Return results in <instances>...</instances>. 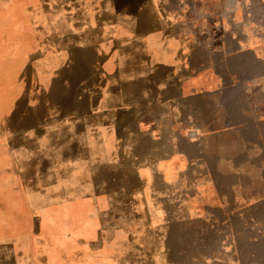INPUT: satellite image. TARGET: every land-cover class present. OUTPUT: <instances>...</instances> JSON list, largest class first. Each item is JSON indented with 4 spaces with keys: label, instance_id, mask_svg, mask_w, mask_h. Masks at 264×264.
<instances>
[{
    "label": "crops",
    "instance_id": "1",
    "mask_svg": "<svg viewBox=\"0 0 264 264\" xmlns=\"http://www.w3.org/2000/svg\"><path fill=\"white\" fill-rule=\"evenodd\" d=\"M126 1L92 2L78 24L76 52L90 69L85 140L112 144L120 166L129 159L146 179L132 188L151 193L140 204H164L162 191L179 198L186 221L254 220L264 237L262 220L247 215L264 206V0H184L174 9ZM137 249L146 259L136 264H156L152 246ZM157 251V264H171L168 250Z\"/></svg>",
    "mask_w": 264,
    "mask_h": 264
},
{
    "label": "rangeland",
    "instance_id": "2",
    "mask_svg": "<svg viewBox=\"0 0 264 264\" xmlns=\"http://www.w3.org/2000/svg\"><path fill=\"white\" fill-rule=\"evenodd\" d=\"M116 1L0 0V264H136L146 243L156 264L159 247L171 264H264L256 221H186L162 191L164 204H140L151 193L132 188L146 179L129 159L120 166L112 144L85 140L90 69L76 52L78 24L92 2ZM247 215L264 230V206Z\"/></svg>",
    "mask_w": 264,
    "mask_h": 264
}]
</instances>
